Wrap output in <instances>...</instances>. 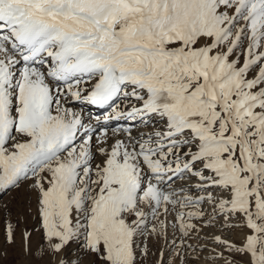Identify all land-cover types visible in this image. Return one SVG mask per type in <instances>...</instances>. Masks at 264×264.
Listing matches in <instances>:
<instances>
[{
	"label": "snow or ice",
	"instance_id": "snow-or-ice-1",
	"mask_svg": "<svg viewBox=\"0 0 264 264\" xmlns=\"http://www.w3.org/2000/svg\"><path fill=\"white\" fill-rule=\"evenodd\" d=\"M21 188L41 262L264 264V0H0Z\"/></svg>",
	"mask_w": 264,
	"mask_h": 264
},
{
	"label": "rangeland",
	"instance_id": "rangeland-1",
	"mask_svg": "<svg viewBox=\"0 0 264 264\" xmlns=\"http://www.w3.org/2000/svg\"><path fill=\"white\" fill-rule=\"evenodd\" d=\"M29 195L28 192L21 188L0 198V264H57L60 259V257L54 258L48 256L41 262L25 254L22 233L25 229L32 231L33 227L36 226V220L33 218L35 215L34 199L32 201V213L29 214L25 211ZM9 220L16 228L15 242L13 244H8L6 240L5 225ZM205 231L207 232L208 230L205 229ZM191 242L196 243V241ZM31 243L33 248H35L38 243H42L41 234L39 232H33ZM162 245V241H150V246L154 250L161 248ZM194 255L195 254L190 255L188 264H209V262L203 258L199 261L192 259L191 256ZM207 255V252L203 254L204 257ZM152 259L154 260L155 258L153 257Z\"/></svg>",
	"mask_w": 264,
	"mask_h": 264
}]
</instances>
